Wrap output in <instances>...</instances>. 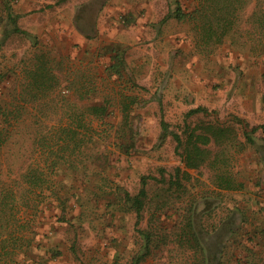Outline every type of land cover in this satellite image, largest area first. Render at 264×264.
Masks as SVG:
<instances>
[{
  "label": "rangeland",
  "instance_id": "rangeland-1",
  "mask_svg": "<svg viewBox=\"0 0 264 264\" xmlns=\"http://www.w3.org/2000/svg\"><path fill=\"white\" fill-rule=\"evenodd\" d=\"M4 1L0 264H134L147 229L139 264H264V131L226 149L220 167L242 186L221 190L208 166L177 177L184 164L161 125L214 120L186 117L199 105L224 121L264 123V48L246 23L253 4L239 31L204 48L189 20L159 23L197 0H8L26 33L12 30ZM67 1L70 10L56 7ZM112 46L126 52L120 79L107 68ZM44 66L54 78L39 88L31 72ZM125 94L137 99L126 114ZM145 175L155 178L138 221L123 196Z\"/></svg>",
  "mask_w": 264,
  "mask_h": 264
},
{
  "label": "trees",
  "instance_id": "trees-1",
  "mask_svg": "<svg viewBox=\"0 0 264 264\" xmlns=\"http://www.w3.org/2000/svg\"><path fill=\"white\" fill-rule=\"evenodd\" d=\"M253 4V8L247 17L248 33L253 41L257 42V46L261 45L264 48V0H197L196 6L184 8L177 3L175 9H169L159 23L165 24L170 19L179 21L189 20L193 24V30L196 36L197 44L201 47L208 48L209 46L221 45L226 38L234 32L239 31L243 21V13L248 6ZM5 9L8 18L13 23V31L26 33L24 29L18 26L17 16L13 15L12 7L8 0L4 1ZM1 21V18H0ZM8 37L5 36V40ZM106 52L109 53L110 63L107 66L108 71L118 76L124 77V71L127 69L126 52L123 49L106 47ZM53 75L48 67H38L31 72V79L36 85L46 87L50 80H53ZM123 94V93H121ZM136 102V97L127 94L122 95V110L126 112L130 109V103ZM91 114L102 117L106 115L107 107L101 104H92L87 109ZM215 113L214 120H198L194 124H189L185 121L184 126L180 131H174L170 128L169 123L161 120L162 129L164 130L163 137L170 135L176 141V151L181 155L184 167H177V177L182 174L185 178L189 177V169H200L203 166H208L212 172V181L218 189L230 190L237 189L242 186L237 179L226 169L220 167V163L226 158V149L237 145L241 141V136L244 141L255 144L254 134L262 130L264 131V123L251 126L250 123L239 115H232V121L222 120L219 117L218 111L210 110L209 107L199 105L191 108L187 113V118H193L198 115L210 116ZM239 125L240 129L237 127ZM1 132V131H0ZM2 144L0 133V145ZM150 176L141 177V188L137 193L124 192V200L132 210L137 213L138 221L143 216V211L146 206V201L149 197L148 184ZM163 180L165 178L163 177ZM172 181V179H170ZM175 179L173 183H177ZM1 212V209H0ZM194 227L193 222H190ZM146 245L145 252L135 260L134 264H139L142 258L150 251V241L152 232L147 229L143 231Z\"/></svg>",
  "mask_w": 264,
  "mask_h": 264
},
{
  "label": "crops",
  "instance_id": "crops-1",
  "mask_svg": "<svg viewBox=\"0 0 264 264\" xmlns=\"http://www.w3.org/2000/svg\"><path fill=\"white\" fill-rule=\"evenodd\" d=\"M68 1H69V0H68ZM68 1H67V2H61V4H60V3L57 4L56 7H58V8H62V9L67 7V8H69L68 10H70V7L67 6V5H68V4H67ZM54 4H55V3H54ZM71 10H72V8H71ZM163 17H164V16H163ZM163 17H162V18H163ZM162 18H161V19H162ZM161 19H160V20H161ZM170 20H172V19H170ZM170 20H169V21H170ZM61 21H62V20H61ZM165 24H166V23H165ZM165 24H162V25H165Z\"/></svg>",
  "mask_w": 264,
  "mask_h": 264
}]
</instances>
